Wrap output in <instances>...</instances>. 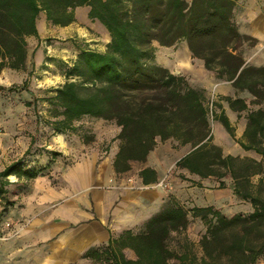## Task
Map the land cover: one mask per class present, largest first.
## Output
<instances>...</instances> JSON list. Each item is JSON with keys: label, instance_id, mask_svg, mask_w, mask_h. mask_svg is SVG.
I'll return each mask as SVG.
<instances>
[{"label": "trees", "instance_id": "trees-1", "mask_svg": "<svg viewBox=\"0 0 264 264\" xmlns=\"http://www.w3.org/2000/svg\"><path fill=\"white\" fill-rule=\"evenodd\" d=\"M236 3L0 0V71L28 72L27 39L39 37L37 21L42 12L52 25L65 27L76 21L78 7L87 6L89 19L103 25L110 35L105 51L79 48L77 58L64 70L66 81L47 97L55 133L77 131L76 122L85 117L116 123L120 127L114 159L118 173L130 170L132 162H145L159 141L190 144L191 151L177 161V168L201 178L216 177L219 188L226 187L224 177L230 175L234 194L253 207L248 214H227L214 205L188 208L170 196L140 229L110 233L106 244L90 248L84 258L107 264H257L264 259V178L252 181L264 174V65H250L244 58L242 45L253 46L257 41L239 32L233 18ZM181 42L187 43L193 57L202 60L218 80L249 92L254 97L251 104L258 107L251 108L242 97L213 100L205 88L156 61L155 43L172 47ZM5 89L0 85V93ZM221 100L233 110L247 112L243 139L236 138ZM211 118L219 120L242 148L254 150L261 159L225 154L214 143ZM50 154L56 158L61 153ZM44 174L43 169L25 166L21 159L0 170L4 212L16 204L9 198L14 183L10 176L26 189ZM139 174L144 184L158 181L157 171L151 167ZM180 177L186 179L183 174ZM192 220H200L206 228L199 240L201 254L187 235Z\"/></svg>", "mask_w": 264, "mask_h": 264}, {"label": "crops", "instance_id": "crops-1", "mask_svg": "<svg viewBox=\"0 0 264 264\" xmlns=\"http://www.w3.org/2000/svg\"><path fill=\"white\" fill-rule=\"evenodd\" d=\"M83 7L86 8L88 17L89 7ZM79 8L76 9V21L65 26L66 28L79 22ZM233 18L242 35H248L257 41L253 46L247 43L242 45L246 62L254 66L264 65V0H237ZM41 20V23L47 20L44 12L37 21L39 37L30 36L27 39L28 72L31 73L33 62L35 66L40 65L42 68L51 66L52 63L42 46L32 48V40L41 42L43 37ZM106 32L110 39L107 30ZM155 46L156 61L159 64L175 74L186 75L196 86L205 88L211 97H216L217 100L219 96L242 97L251 108L258 107L251 104L254 97L249 92L236 89L229 81L218 80L214 72L205 68L202 60L193 57L186 42L172 47H164L158 43ZM165 54L174 58L166 57ZM33 57L36 58L35 61ZM221 102L235 127L236 138L243 139L247 112L233 110L225 100ZM213 121L214 143L221 146L225 154L261 159V155L254 150L242 148L219 120ZM62 135L53 136L52 145L60 147L51 149L63 154L56 158L50 154L53 163L48 169L49 174L36 178L34 193L24 198L29 206L22 209V214L31 216L33 205L37 207L36 217L32 218L21 235L0 242V264H85L92 261L84 258L87 250L106 244L110 233L118 235L127 229H140L161 210L170 196L178 200L190 199L193 206H217L214 198L205 201L203 186H214L212 191L219 195L228 190V175L224 177L226 187L219 188L220 180L216 177L201 178L187 169L177 168V161L191 151L190 144L179 145L174 139L159 141L145 162H132L130 170L118 173L114 169V159L119 148L108 156H102L98 152L75 153V158L70 157L75 161L73 164H61L60 159L64 154L74 152L67 142L65 145L68 147L63 149L66 136ZM135 163H139L136 169ZM146 167L157 171L156 183L144 184L139 172ZM170 169L176 170V173L181 172L189 182H180L181 179L178 180L179 177L172 174ZM192 181L201 183V186ZM230 191L233 192V187Z\"/></svg>", "mask_w": 264, "mask_h": 264}, {"label": "rangeland", "instance_id": "rangeland-1", "mask_svg": "<svg viewBox=\"0 0 264 264\" xmlns=\"http://www.w3.org/2000/svg\"><path fill=\"white\" fill-rule=\"evenodd\" d=\"M77 13L79 22L67 28H55L47 20H44L43 23H41L42 20L40 21L43 37L41 42L33 39L32 48L36 47L37 49L42 46L47 57L53 59L51 66L47 65L42 68L40 65L35 66L33 62L31 75L24 71L15 72L7 68L0 71V85L6 87L0 93V170L13 161L21 159L27 167L43 169L45 174L41 177L49 174L48 169L53 163L50 155V152L53 151L51 147L56 149L60 147L59 145H52V138L63 135L55 133L52 128L51 123L55 118L52 115V106L46 99L54 94L55 88L66 81L64 70L77 58L79 48L105 51L110 41L103 26L99 22L89 20L85 7H80ZM165 56L174 58L168 54ZM35 59L33 57V61ZM11 87L14 88L9 89ZM212 99L217 98L212 97ZM211 121L213 124L212 118ZM75 125L77 131L64 134L66 138L63 140V149L68 147L65 145L67 142L74 152L73 154H64L63 158L59 157L62 160L61 164L66 166L73 164L75 161L70 157H74L75 153L98 152L102 156H108L114 149L119 148V140L116 137L120 132V127L116 123L85 117L77 121ZM88 139L91 140L86 141ZM59 153L63 154V152ZM134 167L135 169L138 168L139 163H135ZM175 171L170 169L172 174L179 177L178 180L181 179L180 182L188 180V178L182 179L180 177L181 172L176 173ZM260 177L264 178V174L254 176L252 181L257 183ZM9 179L14 182L9 187V198L14 200L16 204L4 212L0 202V242L9 241L21 235L37 213V207L32 205L33 214L31 216L22 214V209L29 206L24 198L34 193L35 180L30 182L25 189L22 184L17 183L15 176H10ZM228 181V190L222 195L213 192L215 187L212 185L203 186L205 201H208V198L216 199L214 201L217 206L213 205L227 214L250 213L253 209L251 203L238 198L230 191V188L233 187V179L230 175H228ZM179 201L188 208L193 206V201L190 199ZM205 229L200 220H192L187 230V235L196 244V250L199 254L202 252L199 247V240ZM126 253L129 257L133 256L131 251ZM85 264L107 263L90 261ZM257 264H264V259H260Z\"/></svg>", "mask_w": 264, "mask_h": 264}, {"label": "built area", "instance_id": "built-area-1", "mask_svg": "<svg viewBox=\"0 0 264 264\" xmlns=\"http://www.w3.org/2000/svg\"><path fill=\"white\" fill-rule=\"evenodd\" d=\"M210 108H211V115H212V104H210Z\"/></svg>", "mask_w": 264, "mask_h": 264}]
</instances>
